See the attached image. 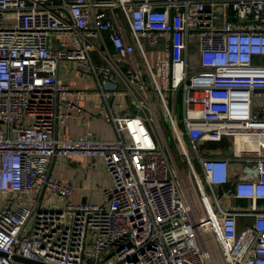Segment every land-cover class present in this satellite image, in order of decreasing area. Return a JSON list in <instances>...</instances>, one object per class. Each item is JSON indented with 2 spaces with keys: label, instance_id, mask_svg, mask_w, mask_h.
Wrapping results in <instances>:
<instances>
[{
  "label": "built area",
  "instance_id": "1",
  "mask_svg": "<svg viewBox=\"0 0 264 264\" xmlns=\"http://www.w3.org/2000/svg\"><path fill=\"white\" fill-rule=\"evenodd\" d=\"M66 59L95 77L115 136H59L98 115L60 76ZM60 156L103 157L108 204L74 201ZM48 194L66 202L44 206ZM241 216L253 221L240 227ZM16 255L264 264V0H0V264H36Z\"/></svg>",
  "mask_w": 264,
  "mask_h": 264
},
{
  "label": "crops",
  "instance_id": "2",
  "mask_svg": "<svg viewBox=\"0 0 264 264\" xmlns=\"http://www.w3.org/2000/svg\"><path fill=\"white\" fill-rule=\"evenodd\" d=\"M219 12L222 16L224 11L219 9ZM74 62V60H64L65 73H61L59 65V74L66 82L76 84L88 90L81 99V103L88 111L98 113V115H93L87 122L83 123L75 121L74 119L67 120L60 126L58 130L59 136H85L88 130L94 131L97 136H114L116 134L115 127L109 117L108 108L102 106L103 96L101 92L96 89L97 82L95 77L90 73L81 72ZM117 99L128 103L127 98L124 96ZM101 109L104 110L103 114H99ZM222 143L223 142H218L216 144ZM226 152L228 153L229 151ZM230 170L233 174L242 172L244 166L240 162H231ZM54 171L57 176L64 180H69L75 185L73 200L76 202L86 200L98 202L96 200H100L102 194H104V186L112 180L111 174L106 169L104 158L101 156H60L55 162ZM63 198L66 201V198ZM103 200H105L104 196L102 201ZM231 202L238 206L248 203L249 200L238 199L231 200ZM252 221L253 217L241 216L239 218V226L242 227Z\"/></svg>",
  "mask_w": 264,
  "mask_h": 264
},
{
  "label": "rangeland",
  "instance_id": "3",
  "mask_svg": "<svg viewBox=\"0 0 264 264\" xmlns=\"http://www.w3.org/2000/svg\"><path fill=\"white\" fill-rule=\"evenodd\" d=\"M66 63H67V61H66ZM197 69L198 68H196V67H192L191 68L192 71H195ZM60 70H61L62 74L65 73L64 61H62L61 64H60ZM153 101H154V104L157 106L158 113L160 115V119H161V122H162V124L164 126V130H165L166 136H167V138L169 140V143H170V146L172 148L173 154L176 157V160L180 164H183V162H182V160L180 158V150H179V148L177 147V145L175 143V135H174L173 129H172L171 124L169 123V121L163 115L164 112H163V109L161 108L160 99H159L157 94H153ZM183 113H184V104H183V100L181 99V97H179L178 102H177V114H178V117L181 118V116H183ZM155 124L157 125V129L159 130L157 122H155ZM211 144L215 145L216 143L215 142H211ZM112 185H113V180H111V182L108 183L107 185H105L104 187L112 186ZM102 199H103V194H102L101 199L100 200H96V201H98L100 203L108 204L107 201H105V200L102 201ZM65 202H66L65 199L63 197H60L59 195L48 194L47 197L44 198L43 205L44 206H50L51 205V207H62ZM29 225H30V223H29ZM205 229H206V227H205ZM209 232L210 231L206 229V233L208 234V238H209V235H210V238L212 237V239H214L213 234H211ZM211 245H213V242H212Z\"/></svg>",
  "mask_w": 264,
  "mask_h": 264
},
{
  "label": "water",
  "instance_id": "4",
  "mask_svg": "<svg viewBox=\"0 0 264 264\" xmlns=\"http://www.w3.org/2000/svg\"><path fill=\"white\" fill-rule=\"evenodd\" d=\"M16 258L22 261H26V262H31V263H36V264H46L44 262L38 261V260H34L32 258L29 257H25V256H21V255H16Z\"/></svg>",
  "mask_w": 264,
  "mask_h": 264
},
{
  "label": "bare ground",
  "instance_id": "5",
  "mask_svg": "<svg viewBox=\"0 0 264 264\" xmlns=\"http://www.w3.org/2000/svg\"><path fill=\"white\" fill-rule=\"evenodd\" d=\"M201 227H202V226H201ZM202 229H203V227H202ZM201 236H202V238L204 239L205 243L208 245V247H210V245H211V243H212V238H211V239L208 238V234L206 233L205 230L201 231ZM207 238H208L209 240H208ZM209 243H210V245H209Z\"/></svg>",
  "mask_w": 264,
  "mask_h": 264
}]
</instances>
